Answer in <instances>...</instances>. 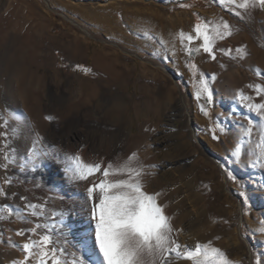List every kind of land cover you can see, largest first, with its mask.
<instances>
[{
  "label": "rangeland",
  "instance_id": "obj_1",
  "mask_svg": "<svg viewBox=\"0 0 264 264\" xmlns=\"http://www.w3.org/2000/svg\"><path fill=\"white\" fill-rule=\"evenodd\" d=\"M108 1L114 3L113 8L98 11L93 38L84 35L79 27L62 17L61 13L86 25L89 8L97 7L96 0H0V115L9 122L7 130L11 132L9 128L17 124L8 116L9 110L21 108L27 114L28 128L42 137V141L37 143L38 148H41L46 137L54 138V126H68L75 119H96L97 111L93 108L96 106L102 111L100 94L105 90L100 87L99 94L89 98L86 93L80 92L79 84L81 81L92 82L98 77L93 66L100 59L103 46L115 49H118L115 44L124 46L131 52H120L122 64L129 68L126 83L109 89L112 94L120 92L129 97L128 122L132 135L121 143L123 154L138 152V148L149 140L152 147L148 161L144 164H155L157 167L148 169L151 173L145 177L148 178V188L154 186V178L161 174L165 178L171 175L181 178L179 186L184 198L183 210L192 212L191 223L187 226L186 219L181 223V231L178 232L181 244H187V235L191 234L188 236H194V245L196 241H211L240 264H254L257 256L264 257V234L257 231L264 227V170L229 162L226 154L237 138L236 117L225 119L220 114L235 112L239 115L244 110L232 99L235 90L244 89L254 95L245 86L264 82L253 71L255 67L264 69V9H253L242 20L213 3V0ZM179 4H188L190 7L182 8ZM193 13L209 19L223 17L229 20L234 34L218 41L216 47L227 49L246 45L249 53L244 59L230 58L220 52L216 53L215 61L203 53L195 57L200 70L208 74L209 78L210 74H216V79L210 80L214 103L207 105V117L198 109L194 97L195 79L190 78L186 67L178 80L180 91L159 67L162 62L160 57L152 55L155 41L142 35L148 31L170 39V33L180 29L190 31L196 22ZM103 14L109 15L117 23L113 24L110 17L105 20ZM105 38L109 42L104 43L102 39ZM135 52L140 57L135 56ZM76 65L91 71L83 72ZM25 80L31 81L34 87L23 88ZM180 92L189 109L187 111L181 107ZM188 113L194 114L198 120L196 129L208 134L214 159L193 136L187 122ZM249 115L256 118L254 114ZM46 116H52L53 119L47 120ZM104 117V121L109 123L108 117ZM218 119L228 131L220 133L217 130L220 139L213 140L208 129ZM4 120H0V125H3ZM4 130L0 127V131ZM94 131V146L104 150L108 143L107 135L101 130ZM20 155H26L25 149ZM20 157L9 168V175L18 179H14L13 185L7 188L9 193L15 192L17 195L15 198L11 195L7 199L0 198V203L22 207L20 194L26 196L30 193L35 197L33 203L46 204V211L50 215L52 211H64L61 203H51L47 197L45 202L42 200L41 191L48 188L46 191L52 192L54 189L38 171L21 173ZM216 162L231 170L237 181L229 179L227 171ZM4 175V170L0 169V183ZM38 181L42 183L40 188L34 187ZM188 188L194 199L193 208L186 199ZM241 192H246V196H242ZM28 219L36 220L34 217ZM29 227H32V223H22L15 216L0 221V264H9L10 260L22 257L19 248L11 247L8 239L11 237L17 245L21 244L25 238L16 236L15 229ZM248 248L251 260L247 258Z\"/></svg>",
  "mask_w": 264,
  "mask_h": 264
},
{
  "label": "snow or ice",
  "instance_id": "obj_2",
  "mask_svg": "<svg viewBox=\"0 0 264 264\" xmlns=\"http://www.w3.org/2000/svg\"><path fill=\"white\" fill-rule=\"evenodd\" d=\"M213 3L242 20L253 9H264V0H213ZM178 6L190 7L188 4ZM193 15L196 16V22L191 30L180 29L170 33V39L148 31L142 35L156 42L153 56L163 54L165 60L173 63L181 59L184 61L190 78L195 79L194 97L198 109L207 117V105L214 103L210 80L214 81L216 74H210L209 78L208 74L200 70L195 57L203 53L215 61L216 53L220 52L230 58L244 59L249 53L246 45L227 49L216 47L218 41L234 34L229 20L223 17L209 19L198 13ZM76 68L86 73L91 71L82 65H76ZM253 71L264 80V69L255 67ZM245 88L252 90L254 95L244 89H237L232 96L244 111L239 115L235 112L220 114L225 119L236 117L237 138L226 157L234 165L246 164L253 169L264 170V82L249 83ZM249 114H254L256 118ZM12 119L17 122V127L11 129V135L15 137L22 132L21 117L13 116ZM45 119L52 120L53 117L46 116ZM0 120H4L3 115H0ZM8 124V120H4L3 125H0L6 129L0 131V169L5 173L0 183V198L4 199L10 195L15 198L17 193H9L7 188L13 185L14 179H18L9 175L10 166L17 163V154L11 146ZM217 130L220 133L228 131L219 119L208 129L213 140L220 139ZM34 136L32 147L19 158V171L36 172L45 161H50L58 167L62 165L60 170L63 178L70 186L85 184L89 231L77 247L70 244L65 235V212L52 211L49 216L46 204L33 203L27 196H20L22 207L0 203V221L15 216L22 223H32V227L15 229L16 236L25 238L21 244L17 245L9 237L8 244L22 252V257L10 260L9 264H178L179 261L190 264H240L211 241H196L194 246L179 242L177 233L181 230L174 228L166 205L160 202L163 193L150 192L145 188L144 178L151 175L148 169L156 168L157 165L144 164L137 151H132L124 158L117 155L108 160L101 157L99 160L86 161L80 151L74 154L61 153L54 148L38 151L36 144L42 141V137L39 133H34ZM220 167L227 171L229 179L237 181L234 173L226 169L224 164ZM41 186L40 181L34 185L36 188ZM241 195L246 196V192H241ZM244 203L247 204V200ZM29 217L36 220L30 221ZM257 231L264 234V227ZM254 264H264V257L257 256Z\"/></svg>",
  "mask_w": 264,
  "mask_h": 264
},
{
  "label": "bare ground",
  "instance_id": "obj_3",
  "mask_svg": "<svg viewBox=\"0 0 264 264\" xmlns=\"http://www.w3.org/2000/svg\"><path fill=\"white\" fill-rule=\"evenodd\" d=\"M113 4H114L113 2L108 0H103V1L96 0L97 7L89 8L90 11L88 13L89 15L87 16L88 19H86V25L80 24L78 21L73 20L71 17L67 16L64 13H61V15L66 20L70 21L71 23L79 27L84 35L94 38L96 34L95 33V21H97L96 14L98 13L99 10L100 11L105 10L108 7L112 9ZM102 16L105 18V20H107V17H110L109 15L106 14H103ZM110 18L113 24L117 23L115 19H112V17ZM104 25L106 24H103V26ZM102 41L104 43L109 42V39L107 40L105 38L102 39ZM114 46H116L118 49L107 48L106 46H103L102 52L100 53V59L94 63L93 68L96 74L98 75V77L92 82L81 81L79 84L80 92L86 93V95L89 98L94 95H98L100 87L104 88L105 91L101 92L100 94V101L103 104V106H101L102 108L100 107L102 111H99L95 106L93 109L94 111H97L95 113L97 117H95L96 119L94 120L79 121V119H75V121L68 124V126L65 127L54 126L53 127V132L55 134L54 138L51 139L49 136L46 137L41 144V148H38L36 144V149L38 151L40 150L48 151V150H52L53 148L59 150L61 153L74 154L75 152L80 151L82 157L86 161L99 160L101 157H104L105 160H108V159H113L117 155H119L121 158H124L127 157V155H129V153L123 154L124 150H122V148L124 147L121 148V143H124L123 142L124 140H129L132 135V130H131L132 128L129 126L130 123L128 122L129 97L128 95L127 96L121 95L120 92H116L112 94L109 92V89L114 86L121 87L126 83V75L129 72V68L126 64H122L120 52H124L128 54L131 52H129L128 49H126L124 46H120L119 44H115ZM155 47L156 45L153 46L154 49ZM133 54L135 56L140 57V54L138 52H135ZM159 57L162 61L161 65L159 66L162 72L165 73L181 91L178 80L181 74L184 73V67H185L184 61L181 59L177 63H173V62L165 61V59L163 58V54H161ZM22 85L23 88L34 87V84L29 80L28 81L25 80V82ZM180 95H181V107L186 111L189 110L187 109L186 103L183 98V94L181 92ZM104 115L108 117L109 123L104 121L105 118ZM8 116L11 117V120L13 116L21 117L20 122L22 123L20 124V126L22 128V132L17 134L15 137L11 135V132L9 133H10L11 146L16 149L17 157L22 156L20 155L22 149H25L26 151V149H28L30 145H32V141L35 138L34 132L35 133L37 132L33 129L31 130L30 128H28V125L26 124L28 121L27 114L24 111H22L21 108H18L16 110H9ZM194 117H195L194 114L188 113L187 122L189 123L190 128L192 129L193 136L196 139H198V141L201 143L203 149L208 153V155L212 159H214L213 154L210 152L211 141H209V136L208 134L206 133L204 134L203 132L201 133L196 129V124H198L197 123L198 120L195 119ZM119 121H121V123ZM13 127H17V124L15 123L14 126L10 127L9 128L10 131ZM94 129L101 130L107 135L108 143L105 145L104 150L101 149L100 147L94 146V142H93V137L95 133ZM23 137H25V139ZM148 141L138 148V154L141 157L140 160L143 163L148 161V154L151 151V147H152L151 146L152 144L150 145L151 141L150 143ZM217 165L220 167L219 163H217ZM61 167L62 165L58 167L52 164L50 161H45L44 165L37 170L45 179V181L47 180L46 183L50 184L51 187L54 189V190L52 189L53 190L52 192L46 191L48 189L46 188L47 187L46 186L45 187L46 190H44V192L41 191V193H43L42 200H44L45 202V198L47 197L51 203H61L63 205V207L65 208L63 211L65 212L64 220L67 222V225H65V230H64L65 235L67 239L71 242L70 244H75L77 245V247H79L78 242L81 240V238L85 237L89 231V220H88L87 208L85 207V196H84V188L86 187V185L81 183L80 185L70 186L63 178L62 172L60 170ZM180 180L181 178L177 175H171L170 177L165 178L161 174L154 178L153 180L154 186L152 188H148V178L147 179L144 178V184L146 190L150 192L163 193V195L160 197V202L166 205L167 214L171 217L172 224L176 229H180L183 220L186 219L187 226L192 221L190 219V217H192L191 210H186V209L183 210L184 198L179 186ZM39 190L40 189H38V191ZM20 195L22 196V193ZM26 196L28 197L29 201L32 202L35 201V197L32 194L27 193ZM60 197H64V199L61 200ZM186 199L189 200L188 203L190 207L193 208L194 199L192 197V192L190 188H188L187 190ZM47 214L50 216L49 212H47ZM188 235H187L186 243L189 246H194V238H193L194 236L192 237ZM182 239H184V237ZM245 242L248 245L247 241ZM247 258L248 260H251V252L249 248L247 249ZM178 264H190V263L187 261H179Z\"/></svg>",
  "mask_w": 264,
  "mask_h": 264
}]
</instances>
